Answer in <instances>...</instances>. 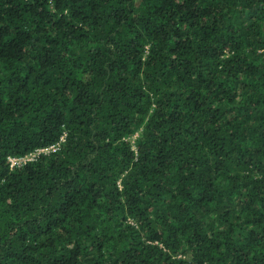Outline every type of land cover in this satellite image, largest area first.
<instances>
[{
    "label": "trees",
    "instance_id": "1",
    "mask_svg": "<svg viewBox=\"0 0 264 264\" xmlns=\"http://www.w3.org/2000/svg\"><path fill=\"white\" fill-rule=\"evenodd\" d=\"M0 264H264V0H0Z\"/></svg>",
    "mask_w": 264,
    "mask_h": 264
},
{
    "label": "built area",
    "instance_id": "2",
    "mask_svg": "<svg viewBox=\"0 0 264 264\" xmlns=\"http://www.w3.org/2000/svg\"><path fill=\"white\" fill-rule=\"evenodd\" d=\"M63 137H64V132L59 135V138L56 142L51 143L49 145L41 146V147H35L34 149H32V150H30V151H28L22 155L8 154L6 156L8 167L12 168L15 166H21L26 161H31V160L37 158V156L40 154L55 150L58 147L59 142L63 139ZM154 243L158 244L159 246H162L161 243L156 241V240H154Z\"/></svg>",
    "mask_w": 264,
    "mask_h": 264
}]
</instances>
